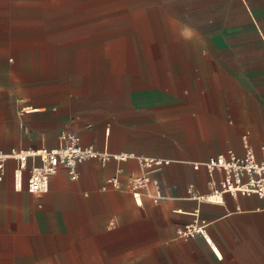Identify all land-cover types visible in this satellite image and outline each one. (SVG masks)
I'll use <instances>...</instances> for the list:
<instances>
[{"label":"crops","instance_id":"0c3cea01","mask_svg":"<svg viewBox=\"0 0 264 264\" xmlns=\"http://www.w3.org/2000/svg\"><path fill=\"white\" fill-rule=\"evenodd\" d=\"M62 129L169 158L163 197L134 202L133 157L84 159L75 178L61 166L40 193L8 160L0 264H264L262 198L191 196L211 189L210 156L243 153L244 134L264 145V0H0V150L57 145ZM118 167L121 187L102 188ZM195 218L218 255L177 235Z\"/></svg>","mask_w":264,"mask_h":264},{"label":"built area","instance_id":"2783aa9c","mask_svg":"<svg viewBox=\"0 0 264 264\" xmlns=\"http://www.w3.org/2000/svg\"><path fill=\"white\" fill-rule=\"evenodd\" d=\"M105 132H107V128ZM58 137L59 142L54 146L12 147L8 151L0 150V179L5 173L6 161L10 160L16 183L21 185L22 179H24L28 191L40 193L47 190L49 177L61 166L65 168L69 177L75 178L78 176L77 165L84 159L99 158L103 164L109 158L125 160L133 157L136 160L137 168L127 173L124 185L134 202L137 205H142L144 196L154 202L163 197L155 172L163 165L168 164L169 158L143 153L111 152L105 148L98 149L92 143H83L80 135L69 129H62ZM242 143L243 153H236L229 147L224 152L210 156L204 162L209 173L208 183L211 189L202 194L191 193L192 197L215 201L212 198L219 195L220 198L217 201L221 202L223 194L227 192L233 196L238 193L255 194L264 200V145H261L260 153L257 154L245 134L242 135ZM193 166L198 167L199 162L194 161ZM216 170L222 172L218 180L213 177ZM120 171L121 168L118 167L116 173L109 176L101 187L106 188L107 185L113 188L121 187V178L118 174ZM176 233L182 237L200 234L212 250L217 255L219 254L207 232L206 223L202 219L195 218L179 225L176 228Z\"/></svg>","mask_w":264,"mask_h":264},{"label":"bare ground","instance_id":"6f19581e","mask_svg":"<svg viewBox=\"0 0 264 264\" xmlns=\"http://www.w3.org/2000/svg\"><path fill=\"white\" fill-rule=\"evenodd\" d=\"M220 196L219 195H216L214 198H212L213 200L217 201V199H219Z\"/></svg>","mask_w":264,"mask_h":264},{"label":"rangeland","instance_id":"374dc122","mask_svg":"<svg viewBox=\"0 0 264 264\" xmlns=\"http://www.w3.org/2000/svg\"><path fill=\"white\" fill-rule=\"evenodd\" d=\"M29 1H31V0H29Z\"/></svg>","mask_w":264,"mask_h":264}]
</instances>
